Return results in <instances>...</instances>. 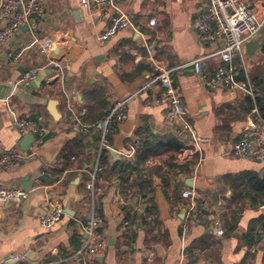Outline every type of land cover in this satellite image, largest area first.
I'll return each mask as SVG.
<instances>
[{
    "label": "crops",
    "instance_id": "0c3cea01",
    "mask_svg": "<svg viewBox=\"0 0 264 264\" xmlns=\"http://www.w3.org/2000/svg\"><path fill=\"white\" fill-rule=\"evenodd\" d=\"M112 1V10L128 15L138 31L121 29L101 42L98 36L109 24L103 10L85 9L81 0H41L42 14L30 25L40 28L41 36L63 40L58 58L64 66L43 68L29 86L18 83L26 64L44 62L25 50L29 32L22 28L5 52L23 49L30 59L15 65L0 51V153L27 155L0 171V185L35 188L26 197L0 200V264L11 254L23 264H262L264 227L255 221H264V204L243 181L247 173L264 178V163L224 153L244 131L264 124L256 109L246 106L244 90L204 86L202 75L221 64L217 57L204 59L199 76L191 67L224 45L220 39L201 42L193 26L207 0ZM151 17L154 26L147 23ZM254 41L255 53L246 54L244 47L232 65L235 78L249 83L256 96L264 94V84L254 85L264 76V27ZM163 67L177 68L172 80L187 129H177L169 119L167 103L154 102L159 84L143 88ZM131 94L126 118L107 132L101 146L103 116L113 101ZM19 117L48 129L43 137L33 135L26 150L21 142L28 134L13 123ZM81 123L92 128L82 134ZM136 141L142 146L133 152L127 142ZM184 189L211 214L183 234ZM54 201L63 209L71 203L75 212L64 211L45 229L40 217ZM92 212L103 218L100 232L107 246L98 255L73 259Z\"/></svg>",
    "mask_w": 264,
    "mask_h": 264
},
{
    "label": "built area",
    "instance_id": "2783aa9c",
    "mask_svg": "<svg viewBox=\"0 0 264 264\" xmlns=\"http://www.w3.org/2000/svg\"><path fill=\"white\" fill-rule=\"evenodd\" d=\"M81 5L85 9L103 10L104 14L107 15L109 24L98 36L101 42L114 36L121 29L138 31V26L132 22L128 15L115 13L112 10L115 8L112 0H81ZM42 11L41 0H0V51L4 50L3 52H5L8 43L15 35L21 32L22 26L26 25V32H29L30 40L25 50L30 48L44 58V62L41 64H26L27 66L23 69L22 75L18 80V83L23 86H29L37 73L47 66L54 65L58 68L64 66V63L58 58L59 45L63 40H60V37L50 38L46 34L41 36L39 35L41 29L33 28L30 25V23L32 24L37 20ZM147 23L150 26H154L156 19L151 17ZM193 26L199 40L203 43H215L219 39L224 41L223 47L215 49L209 55L198 57L191 62L197 76L203 72L202 63L206 57H217L221 62L220 66L213 72L202 75L204 86L210 90L218 87L230 91L244 90L253 98L255 93L249 83L238 81L235 78L232 63L237 55L243 53L245 45L249 41L254 40L258 31L264 27V0H259L258 2H248V0H207L206 11L195 18ZM28 28L33 30L27 31ZM25 50L21 49L16 52L11 48L8 52H5L7 54L6 57L10 63L20 65L23 59H30V56L26 55ZM175 69L177 68L163 67L158 69V72L146 82L143 88H150L153 84H159V95L154 98V102L167 103L169 119L175 124L177 129H187L188 124L183 115L180 94L173 85L172 72ZM243 73L246 75V72ZM134 95L131 94L112 102L102 119L101 146H104L107 142V132L114 129L118 123L126 118L127 103ZM13 123L23 135L32 134L40 138L48 133L47 128L38 125L29 118H14ZM91 128L92 125L81 123L79 131L82 134H86ZM127 145L134 152L141 148L142 142H127ZM224 154L232 159H249L264 163V127L257 131H244L238 140L231 143ZM25 158H27V155L16 150L0 153V171L16 167ZM95 165L96 169L99 170V166ZM89 188L95 189L92 186H89ZM34 189L33 186L23 189L0 185V200L23 198ZM192 196V190L184 189L182 191V197L188 200L182 225L183 234L186 233L189 224L196 222L205 213L211 214L209 212L210 208L205 203H196ZM64 215L62 203L60 201L51 202L48 210L40 217V225L45 229H50ZM150 217L149 215L148 218ZM102 223L103 218L99 214L96 212L90 214L82 225L83 235L80 237L79 248L72 254L73 259L98 255L105 249L107 240L98 230L99 227L101 228ZM214 225L218 234H223V230L219 227L217 220ZM2 264L23 263L18 255L11 254L8 260ZM262 264H264V258Z\"/></svg>",
    "mask_w": 264,
    "mask_h": 264
},
{
    "label": "trees",
    "instance_id": "16d2710c",
    "mask_svg": "<svg viewBox=\"0 0 264 264\" xmlns=\"http://www.w3.org/2000/svg\"><path fill=\"white\" fill-rule=\"evenodd\" d=\"M263 52H264V48H263ZM260 84L262 85L264 84V76L254 79V85L256 87H259ZM245 103L249 110L251 108L256 109V113L258 114L261 122L264 124V94L259 93V95H256L253 98L247 96L245 98ZM103 160L104 157L102 158L101 161L103 162ZM243 184L246 189L251 190V192L254 194V198L258 197L262 199V202L259 203L264 204V178H260L253 173H247V175L245 176V180L243 181ZM256 223L264 227L263 217H260L257 221H255V224ZM252 229L253 226L251 227V230Z\"/></svg>",
    "mask_w": 264,
    "mask_h": 264
},
{
    "label": "water",
    "instance_id": "95a60500",
    "mask_svg": "<svg viewBox=\"0 0 264 264\" xmlns=\"http://www.w3.org/2000/svg\"><path fill=\"white\" fill-rule=\"evenodd\" d=\"M22 28L23 29H26L27 26L24 25V26H22ZM245 48H246V54H253V53H255V51L258 48V44L254 40H252V41H249L246 44ZM191 67H193V66L191 65ZM53 106H54V101L50 102V104H49V110L50 109L52 110ZM33 140H34V136L32 134L26 135L23 138L22 142H21L22 143V146H21L22 149L23 150H26L27 147L33 142ZM10 200H12V199H7V201H10ZM64 211H65L66 214H68L70 216H73L74 215V212H75L74 209L72 208L71 203L66 204ZM98 230L100 231L101 228L99 227Z\"/></svg>",
    "mask_w": 264,
    "mask_h": 264
}]
</instances>
